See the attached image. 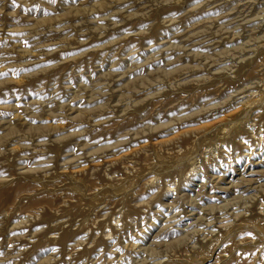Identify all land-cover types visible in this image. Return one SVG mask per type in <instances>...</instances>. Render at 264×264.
Listing matches in <instances>:
<instances>
[{
	"label": "rangeland",
	"instance_id": "rangeland-1",
	"mask_svg": "<svg viewBox=\"0 0 264 264\" xmlns=\"http://www.w3.org/2000/svg\"><path fill=\"white\" fill-rule=\"evenodd\" d=\"M0 264H264V0H0Z\"/></svg>",
	"mask_w": 264,
	"mask_h": 264
}]
</instances>
